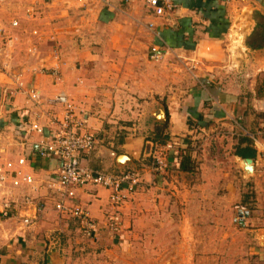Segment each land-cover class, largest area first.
<instances>
[{
  "label": "crops",
  "instance_id": "obj_1",
  "mask_svg": "<svg viewBox=\"0 0 264 264\" xmlns=\"http://www.w3.org/2000/svg\"><path fill=\"white\" fill-rule=\"evenodd\" d=\"M174 1L177 8L162 17L149 15L142 0L134 4L68 0L70 5L61 4L57 16L52 11L58 0L0 4L13 12L9 26L0 32L4 45L0 56V167L12 162L14 170L35 180L32 186L13 189L8 182L0 185V264H85L80 258L88 251L108 252V247H118L121 236L128 241L130 236L150 233L153 222L165 221L174 205L207 207L214 203L209 194L199 193L218 184L214 181L210 186L211 179L228 181L225 187L219 183L217 189H235L234 172L246 177L243 159L249 158L250 148L255 150L253 172L263 165L258 148L259 135L264 134V38L257 32L256 16H264V0ZM14 19L18 27L12 26ZM149 22L155 23L158 36L148 29ZM23 33L29 38H23ZM259 42L261 47H257ZM152 44L169 47L174 54L150 60ZM34 46L37 52H32ZM211 56L215 59L208 62ZM217 57L226 60L222 63ZM152 63L175 70L168 73L169 80L177 77L193 79V83L183 85V81L167 88L163 72L154 77L145 73L144 67ZM52 70H57L58 78ZM16 78L40 91V105L28 104L17 89ZM60 93L84 120L81 129L98 139L95 150L82 156L85 165L108 173L135 168L142 174V187L120 207L123 230L118 234L103 226L111 210L110 191L104 187L77 190L79 202L98 222L93 238L82 237L78 221L55 210L49 184L55 181L60 162L40 156L37 147L42 136L31 129V123L43 126L45 135L55 128L50 120L61 119L65 107L49 100ZM142 94L160 100L149 104ZM161 105L167 118L159 121L156 114ZM220 128L228 131L219 136ZM226 133L231 134L227 152L220 144ZM164 137L175 141L177 148L168 172L157 174L151 169L149 149ZM123 154L130 159L127 163L117 160ZM186 154L195 165L191 172L179 168L180 157ZM20 158L25 159L24 166L18 163ZM7 190L12 203L8 216H3ZM27 197L41 200L43 210L31 225L24 226ZM253 204L250 216L257 212ZM238 207L237 215L245 210ZM174 217L167 215L166 220ZM163 227L159 226L161 232ZM262 230H252L259 240ZM54 254L59 257L57 262Z\"/></svg>",
  "mask_w": 264,
  "mask_h": 264
},
{
  "label": "rangeland",
  "instance_id": "obj_2",
  "mask_svg": "<svg viewBox=\"0 0 264 264\" xmlns=\"http://www.w3.org/2000/svg\"><path fill=\"white\" fill-rule=\"evenodd\" d=\"M58 1L55 5L58 3L59 5L53 11L51 10L54 12V16L59 15L57 9L61 4L64 3L66 7L70 5V0L69 3L68 0ZM12 15V9L0 6V32L3 31L2 27L9 26L8 22L11 21ZM42 26L44 25L41 24V28ZM27 27L29 28L28 25ZM22 37L28 39L29 35L23 33ZM25 52L29 53L27 47ZM210 58L213 60L208 62H213L215 59L213 56ZM218 60L224 63L226 59L224 57V60L220 58ZM169 68L170 70H167ZM144 71L153 77L155 73L163 72V80L167 88L170 86L178 87L183 81V85H189L193 80L177 77L169 80L168 77L175 70L167 65L165 70L157 63L147 64ZM184 71L188 72L187 69ZM150 96L151 94H142V100L148 101L149 104L160 100L157 96L152 98ZM148 109L149 107L143 111L147 113ZM238 129H240L239 126ZM225 131L228 130L220 128L216 134L223 136ZM240 131L243 130L240 129ZM259 137L261 145L258 149L263 165L256 171L247 173L244 179L235 171L234 173L237 175L232 179L235 189H217L219 183L223 182L222 187H225L228 181L226 182V179L222 178L219 181L211 179L210 186L214 185V181L218 184L212 189L199 191V193L209 194V198H213L214 203L211 205L207 207L174 205L170 208L172 210H168L164 216L165 221L153 222L154 227L149 228L151 229L150 233L144 231L143 235L137 238L130 236L128 241L121 236L120 239L122 240L117 245L118 247H108V252L93 251L94 253H90L88 251V253L83 254V258H80V262L84 261L85 264H264V252L261 250L264 248V230L260 232L261 240L257 238L256 232L252 231L253 229H264V134L259 135ZM230 143L231 134L226 133L223 140L220 141L222 149L227 152ZM191 179L195 183L196 175L192 176ZM247 193L253 197L248 203L253 206L255 202L257 212L251 214V216H255L254 220L249 218V221L243 226L236 223L234 218L237 216L238 205L242 204V196ZM203 201L209 200L203 199ZM244 209L246 208L244 207ZM170 214L175 215V217L173 220L167 221L166 217ZM163 224L165 231L161 232L159 226ZM52 246L56 245L53 244Z\"/></svg>",
  "mask_w": 264,
  "mask_h": 264
},
{
  "label": "built area",
  "instance_id": "obj_3",
  "mask_svg": "<svg viewBox=\"0 0 264 264\" xmlns=\"http://www.w3.org/2000/svg\"><path fill=\"white\" fill-rule=\"evenodd\" d=\"M20 0H0V4L17 3ZM46 2L48 0H39ZM126 4H134L137 0H122ZM146 12L153 17H162L167 12L174 11L177 4L174 0H142ZM32 9H27V14L31 16ZM13 27H18L17 19L12 21ZM147 27L154 35L158 36L154 22H149ZM34 34H37L34 31ZM37 46L32 52H37ZM4 53V45L0 39V56ZM174 54L173 50L164 45L152 44L149 48V57L153 61H159L165 55ZM180 58L179 55L175 56ZM42 70H45L43 67ZM41 70V71H42ZM52 74L58 78L57 70H52ZM20 78V76L18 75ZM16 78L17 89L27 97L28 104L38 106L41 104V95L38 89L29 88ZM49 102L61 103L65 107L64 116L59 119L53 117L50 122L55 128H50L49 134L45 135V128L38 123H31V129L42 136L38 143V153L44 158H56L59 160V167L55 172V181L49 184L53 191V201L55 210L75 218L78 221L79 231L84 238H93L98 229V222L90 215L87 207L83 206L77 195L80 187L101 186L110 191L109 203L111 210L107 213L103 226L112 234H118L123 230V217L120 207L136 193L143 184V177L138 169L131 168L120 173H108L96 171L85 165L82 161L83 155H90L98 144L96 135L83 129L84 120L80 118L72 104L68 101L64 93L58 94ZM82 128V129H81ZM177 148L176 142L167 140L166 142L152 143L148 157L151 159V169L157 174H166L170 169V159L173 151ZM18 163L25 165V159L20 158ZM34 177L23 173L21 170H14L12 162H7L0 167V185L11 184V189L21 187L26 184L32 186ZM9 188V189H10ZM34 190L35 187H32ZM36 190V189H35ZM8 196L3 203V216H8L12 203V195L9 190L5 192ZM30 197L26 199V212L22 217L24 226L31 225L43 210V202ZM249 219L246 210L234 218L238 224H245Z\"/></svg>",
  "mask_w": 264,
  "mask_h": 264
},
{
  "label": "trees",
  "instance_id": "obj_4",
  "mask_svg": "<svg viewBox=\"0 0 264 264\" xmlns=\"http://www.w3.org/2000/svg\"><path fill=\"white\" fill-rule=\"evenodd\" d=\"M256 18L258 20V25H257L258 26V28H257L258 31L257 32H259L260 36L264 38V16L257 15ZM259 43L260 44L257 47H261L262 46L261 42H259ZM248 44H249V46H253L254 45V44L251 43L250 40L248 41ZM158 139H159V137H156L155 140H158ZM168 139H169V137H164V138H162V140L160 139V141L161 142H165ZM248 151H249V154H247L248 155L247 157L254 158L255 150L250 148ZM237 153L241 154L242 152H241V150L237 149ZM179 168L181 170H183V171H189V172H191V171H193L195 169V165H194V163L191 162L190 156L188 154L180 157ZM250 199H251V195L250 194L247 193V194L243 195L242 204H241L243 207L246 208L245 209L246 213L249 216H250V210L253 208V206L250 203H248L249 201H251Z\"/></svg>",
  "mask_w": 264,
  "mask_h": 264
},
{
  "label": "water",
  "instance_id": "obj_5",
  "mask_svg": "<svg viewBox=\"0 0 264 264\" xmlns=\"http://www.w3.org/2000/svg\"><path fill=\"white\" fill-rule=\"evenodd\" d=\"M160 117H163L161 119H159ZM167 118V114L165 111V107L163 105L160 106L159 108V113L156 114V119L159 121L165 120ZM117 160L119 163H127V161H129V157L125 154L123 155H119L117 157ZM244 162V170L246 173H251L253 172V160L251 158H245L243 159ZM54 257L56 258L55 261L57 262V260L59 259V257L57 256V254H54ZM52 264H55L54 262H52Z\"/></svg>",
  "mask_w": 264,
  "mask_h": 264
}]
</instances>
